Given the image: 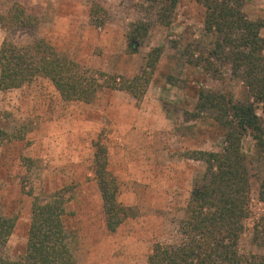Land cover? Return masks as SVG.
I'll return each instance as SVG.
<instances>
[{"label":"rangeland","instance_id":"rangeland-1","mask_svg":"<svg viewBox=\"0 0 264 264\" xmlns=\"http://www.w3.org/2000/svg\"><path fill=\"white\" fill-rule=\"evenodd\" d=\"M15 4L36 24L7 31L0 25V44L5 37L19 45L44 38L82 65L127 78L141 72L152 48L161 54L139 100L104 88L91 103L66 101L44 77L0 90V215L14 221L0 257L13 260L25 250L34 196L44 200L60 192L78 264H152L154 244L180 242L179 221L204 179V163L187 152L218 151L223 144L210 118L190 116L197 113V90L242 94L227 69L213 59L214 68H206L214 38L203 31L202 7L177 0L169 13L155 0H0V15ZM243 11L263 23L264 37V0H245ZM141 21L147 30L133 38ZM256 112L264 120L260 104ZM96 143L106 149L118 204L132 209L115 231L106 227L94 174ZM242 149L253 152L250 137ZM262 168V161H251L250 217L238 243L245 254L264 255V239H254L253 230L264 216Z\"/></svg>","mask_w":264,"mask_h":264},{"label":"trees","instance_id":"trees-1","mask_svg":"<svg viewBox=\"0 0 264 264\" xmlns=\"http://www.w3.org/2000/svg\"><path fill=\"white\" fill-rule=\"evenodd\" d=\"M171 12L177 0H155ZM202 7L203 31L212 35L208 69L217 62L227 69L242 88L241 97L202 87L196 92L193 118L202 114L216 124L223 135L220 150H189L187 158L202 161L204 179L187 200L178 224L180 242L154 244L148 260L152 264H264V255L241 253L238 248L245 221L250 217L251 161L264 164V120L256 112L264 110L263 23L249 19L243 11L245 0H193ZM95 10L92 9V12ZM36 19L15 4L0 15L4 30L30 28ZM147 24L139 22L131 35L140 38ZM161 48H152L145 65L132 78L113 75L82 65L65 55L44 38L17 44L5 37L0 44V90L20 88L38 77L48 79L66 101L93 102L104 88L121 90L141 99L148 86ZM219 77L221 72L217 70ZM254 143L253 152L242 149L244 138ZM4 133L0 130V145ZM93 169L100 191L106 227L116 228L132 209L119 205L117 183L107 168L104 145L96 143ZM259 176V197L264 201V168ZM64 194L54 192L48 199L34 196L25 250L16 259L0 257V264H78L72 252V233L67 227ZM14 221L0 215V244L10 235ZM254 239H264V216L253 225Z\"/></svg>","mask_w":264,"mask_h":264}]
</instances>
